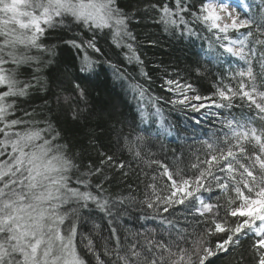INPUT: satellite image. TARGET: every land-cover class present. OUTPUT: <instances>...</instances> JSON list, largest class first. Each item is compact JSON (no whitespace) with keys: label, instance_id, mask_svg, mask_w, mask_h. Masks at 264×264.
<instances>
[{"label":"snow or ice","instance_id":"1","mask_svg":"<svg viewBox=\"0 0 264 264\" xmlns=\"http://www.w3.org/2000/svg\"><path fill=\"white\" fill-rule=\"evenodd\" d=\"M260 3L264 5V0ZM175 4V10L167 5L159 9L165 31L187 24L183 14L189 6L182 0ZM229 4L230 0H204L198 13L191 15L215 30L224 53L244 62L231 77L238 78V85L218 87L213 96L205 97L190 96L196 91L190 83L167 80L166 84L179 95L172 104L196 112L210 106L230 111L240 100L248 112L220 117V133L203 141L204 158L198 156L191 164L192 176L173 172L159 161H145L159 165V175L167 183L158 187L154 175L144 199L137 200L112 196L104 187L109 179L104 168L123 170L124 161L100 153L99 166L89 164L82 171L79 153L61 142L63 136L51 117L41 121L27 111L17 116L20 102L34 90H47L48 77L42 73L59 67L58 45L44 42L50 31L80 28L95 34L107 30L119 47L125 38L135 40L129 30L135 13L127 12L121 0H0V264H90L88 256L95 264H215L221 254L239 245L241 237L252 241L253 264H264V7L256 16L241 18L239 13L232 15ZM222 13L230 17V23L223 22ZM186 31L195 34L190 27ZM64 43L77 51H101L94 38L84 40L79 34ZM125 46L133 53L128 58L142 64L133 45ZM97 70L98 62L87 54L63 69L71 85L63 96L65 105L86 99L82 84ZM134 90L143 99L145 90L139 86ZM82 111L73 107L72 119H78ZM139 115L141 123L150 118L143 108ZM151 115L160 116L163 127L161 109L156 107ZM213 115L219 117V112ZM119 139L134 159H144L142 135ZM93 177L102 179L93 184ZM214 190L224 194L223 204L220 198L211 202ZM178 206L188 213L185 225L191 222L189 217L198 218L197 227L203 230L190 232L170 219ZM134 210L137 221L158 223L151 229L141 224L142 231L129 229L122 238L121 222ZM96 213L109 231L99 248L91 234L79 231L89 221L100 229L94 222Z\"/></svg>","mask_w":264,"mask_h":264},{"label":"trees","instance_id":"2","mask_svg":"<svg viewBox=\"0 0 264 264\" xmlns=\"http://www.w3.org/2000/svg\"><path fill=\"white\" fill-rule=\"evenodd\" d=\"M243 1L244 7H237L235 10L241 18L256 16L259 9L264 7L260 0ZM203 2L204 0H182V3L189 6L188 11L183 14L187 24L183 29L179 25L174 29L169 26V30L165 31V26L159 22V9L167 5L175 10V0H121V6L127 12L135 13L129 24L135 40L125 38L119 47L113 43L111 33L107 30L95 34L80 28L50 31L44 42L58 45L56 53L59 67H52L42 73L48 77L47 90H34L26 101L20 102L17 116H23L27 111L35 113L34 118L37 120L43 121L51 117L63 136L61 142L69 143L72 151L79 153L78 163L81 164L82 171H87L89 164L99 166L102 159L100 153L111 155L118 162L124 161L126 167L123 170L104 168L105 175L109 177L104 187L112 196H132L143 200L149 190L148 185L153 183L154 175L157 177L155 182L158 187L166 185V178L159 175L162 171L159 165L145 161H159L173 172L179 170L181 175L192 176L194 170L191 164L196 162L198 156L204 158L203 141L213 133H220V117H239L242 112H248L246 104L240 100H236V106L230 111L210 106L196 112L190 107L170 103L178 99L179 95L168 90L167 80L190 83L196 90L195 93H189L190 96L198 94L208 97L213 96L218 87L232 85L235 88L238 78L231 77L244 67L243 61L223 52L215 30H209L191 15L198 13ZM188 27L195 34H189L186 31ZM78 34L84 40L94 38L100 53L91 48L77 51L64 43ZM129 43L133 45L135 55L139 56L142 64L128 58L133 55L125 46ZM85 54L98 62L97 75L82 84L86 88V99L70 107L63 103V96L71 88L63 69L78 64ZM255 71H260L259 65L255 67ZM136 86L145 90L143 99L134 90ZM73 107L83 110L76 120L72 119ZM156 107L161 109L163 127L161 117L151 115L155 113ZM141 108L150 114V118L144 123L140 120ZM216 112H219V117L213 115ZM124 135L130 139L138 135L144 137L141 147L143 160L134 159L123 148V141L119 137ZM100 179L102 177H93V184ZM208 195L205 194L206 199ZM217 198H220L221 204L224 203V194L214 190L211 202L215 203ZM145 212L151 215L149 210L145 209ZM136 215L134 210L121 222L122 238L128 234L129 229L134 233L143 230L141 224L144 229H151L158 223L153 220L137 221ZM186 216L188 213L184 207L178 206L169 218L179 221L181 226H187L190 232L193 229L197 232L203 230L197 227L198 218L189 217L191 222L185 225ZM220 216H224L223 209ZM94 222L101 225L100 229H94L93 222L89 221L79 231L84 236L91 234L99 248L109 236L108 225L101 220L99 213L94 214ZM86 243L85 239L84 244ZM251 243L248 237H241L239 245L234 246L227 255L221 254L215 264H253ZM87 258L90 264H95L94 258Z\"/></svg>","mask_w":264,"mask_h":264},{"label":"rangeland","instance_id":"3","mask_svg":"<svg viewBox=\"0 0 264 264\" xmlns=\"http://www.w3.org/2000/svg\"><path fill=\"white\" fill-rule=\"evenodd\" d=\"M214 2V1H213ZM244 1L243 0H230V4H229V11H231L232 15H236V8L237 7H244ZM222 19H223V22H226V23H230L231 22V19L230 17L227 16V14H224L222 13Z\"/></svg>","mask_w":264,"mask_h":264}]
</instances>
